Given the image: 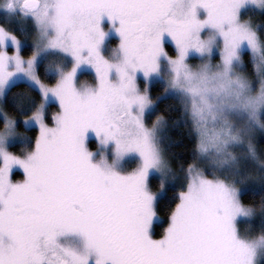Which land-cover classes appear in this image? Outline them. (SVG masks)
<instances>
[{
  "label": "snow or ice",
  "instance_id": "6c2138e0",
  "mask_svg": "<svg viewBox=\"0 0 264 264\" xmlns=\"http://www.w3.org/2000/svg\"><path fill=\"white\" fill-rule=\"evenodd\" d=\"M243 3L197 0L207 13L202 21L195 6L188 17L176 18L174 0H58L49 21L55 38L48 46L69 55L73 64L55 85L35 80L41 96L53 95L60 111L52 125L40 112L33 113L39 132L32 154L21 159L0 148V264H245L250 252L236 239L232 224L239 209L220 183L188 185L178 194L164 235L158 240L149 235L155 197L147 189V177L159 160L143 125L150 101L135 89L136 72L148 78L157 71L165 37L177 49L171 60L174 72L186 69L190 51H207L197 38L205 26L221 29L227 72L243 42L254 47L251 35L239 26L222 30L224 24L233 25ZM35 7L25 0L27 10ZM105 20L119 37V65L100 52ZM12 43L11 57L0 52V84L12 75L4 71L9 59L25 74L34 66L35 53L25 69L14 37ZM82 64L96 73L94 93L81 94L74 86ZM113 69L119 84L110 80ZM133 106L137 114H132ZM117 113L130 117L138 131L135 140L117 126ZM89 132L100 143H114L117 156L135 152L143 167L125 175L93 162L85 144ZM14 167L23 171V181L11 180ZM69 236L78 238L82 248L65 247L61 240Z\"/></svg>",
  "mask_w": 264,
  "mask_h": 264
},
{
  "label": "rangeland",
  "instance_id": "374dc122",
  "mask_svg": "<svg viewBox=\"0 0 264 264\" xmlns=\"http://www.w3.org/2000/svg\"><path fill=\"white\" fill-rule=\"evenodd\" d=\"M30 2L36 5L31 11L25 8V0H0V19H5L9 27L13 26L22 32V37L19 39L0 24V34L3 35L0 52H6L9 57L13 55L15 49L12 38L14 37L17 41L22 67L25 69H28V58L35 53L34 66L28 74L17 71L15 61L9 59L4 71L11 72L12 75L0 84V148L21 159H27L32 154L39 132L32 118L33 113L40 112L44 122L52 125L53 116L60 111L58 101L53 95L49 94L47 98L41 96L40 88L35 80L38 79L46 87L55 85L65 73L70 71L73 64L69 55L48 46L49 41L55 38V32L49 21L54 15L58 0H30ZM194 6L197 18L202 21L206 20L207 13L197 4V0H174V15L178 19H184L189 16ZM262 11H264V0H258V3L245 0V3L237 10L233 25H222L224 31L230 27L239 26L251 35L254 44V47L249 46L247 41L241 44L237 49V57L232 59L227 72H225L221 59L224 50V40L220 35L221 29L205 26L197 34V38L207 51L202 54L190 51L184 61L187 66L185 70L173 71L171 60L177 57V49L173 42L165 37L164 54L158 59L157 71L151 73L148 78H145L139 71L135 74L136 94L146 95L150 101L143 112V125L149 134L150 147L159 160L158 165L149 170L147 177V189L155 197L153 201L155 215L152 218L149 235L158 240L168 227L167 224L160 236H154V225L159 221L155 210L156 201L164 195L168 187L176 190L177 204L178 194L185 191L190 184L199 187L201 180L220 183L227 189L234 207L239 209L232 224L236 239L250 252L245 258V264H264V239L262 237L251 238L240 231L239 223L249 221L252 217V210L240 203L239 195L243 190L242 186L234 185L236 180H244L243 175L249 168L257 170L261 169L260 166L263 167L258 153L257 140L264 134L262 122L264 116V43L255 28L253 19L249 16V12L257 14ZM44 14L46 18L38 21L37 17ZM102 28L106 35L100 47L101 55L110 64L119 65L122 63L119 37L106 20L103 21ZM26 37L32 48L30 54H25L23 50L25 44L23 39ZM244 52L250 55L252 74L247 72V62L243 58ZM43 60H45V75L56 77L53 84H47L37 74L38 65ZM110 80L114 84L120 83L119 74L115 69L110 73ZM155 81L163 83V96L171 94L185 102L190 128L195 138L196 157L194 164L183 171L172 164L159 146L158 142L164 130L163 119L158 117L147 120L146 118L147 113L153 109L155 104V100L150 99V86ZM18 82L27 83L37 90L41 97L34 112L20 119L11 116L3 103L6 92ZM74 86L81 94L94 93L97 90V76L89 65L82 64L77 69ZM51 104L56 108L52 109L51 114H47L46 111ZM131 112L137 114V108L133 106ZM114 119L122 131L130 133L126 137L128 140L137 138L138 131L130 122L128 115L117 113ZM19 121L23 127L22 130L18 128ZM31 128L36 129L32 149L28 148L24 153L11 150L12 145H19L22 149L29 144L31 135L28 130ZM85 144L92 154L93 162L108 166L121 174H131L143 167L141 158L135 152L117 156L114 143H100L91 132L87 134ZM201 146H205L204 150ZM23 179V171L14 167L11 170V180L15 183ZM61 243L69 248H82L81 241L76 237L62 238Z\"/></svg>",
  "mask_w": 264,
  "mask_h": 264
},
{
  "label": "trees",
  "instance_id": "16d2710c",
  "mask_svg": "<svg viewBox=\"0 0 264 264\" xmlns=\"http://www.w3.org/2000/svg\"><path fill=\"white\" fill-rule=\"evenodd\" d=\"M249 16L253 19L255 28L264 43V11L257 14L249 12ZM0 24L21 39L22 32L12 25V27H9L5 19H0ZM28 37H30L29 33ZM28 37L23 39L25 42L23 48L25 54L32 52V48L28 43ZM243 58L247 62V72L252 74V61L249 53L244 52ZM44 69L45 60L38 65L37 74L47 84H53L56 81V77L54 75H45ZM163 91L164 85L162 82L155 81L151 84L150 99L155 100V104L153 109L147 113L146 118L147 120L158 117L163 119L164 130L158 142L159 146L172 164L183 171L195 162V138L190 128L183 99L171 94L163 96ZM40 101L41 97L38 91L25 82L13 84L3 99L5 109L11 116L17 119L34 112ZM53 108H56V106L49 105L46 111L47 114H51ZM262 122L264 125V116ZM18 128L19 130L23 129L20 121L18 122ZM28 132L31 135L29 144L25 145L22 149H20L19 145H12L10 149L20 153H24L28 148L32 149L36 129L31 128ZM257 147L263 167L260 166L261 169L257 170L252 169V167L249 168L243 175L244 180H236L234 185L237 187L242 186L243 190L239 195L240 203L252 210L251 219L239 223L240 231L244 232L248 237H262L264 239V134L258 138ZM177 198L176 190L168 187L164 195L156 201L155 210L159 221L154 225L153 234L155 237L163 234L165 226L169 222L168 217L175 207Z\"/></svg>",
  "mask_w": 264,
  "mask_h": 264
},
{
  "label": "clouds",
  "instance_id": "9594fccd",
  "mask_svg": "<svg viewBox=\"0 0 264 264\" xmlns=\"http://www.w3.org/2000/svg\"><path fill=\"white\" fill-rule=\"evenodd\" d=\"M202 147V150H204L205 146H201Z\"/></svg>",
  "mask_w": 264,
  "mask_h": 264
}]
</instances>
